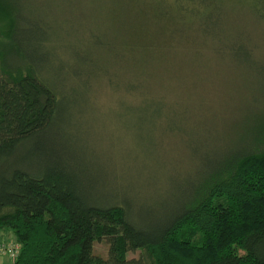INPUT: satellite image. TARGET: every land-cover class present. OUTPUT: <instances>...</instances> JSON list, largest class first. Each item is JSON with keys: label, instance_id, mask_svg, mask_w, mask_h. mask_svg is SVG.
<instances>
[{"label": "rangeland", "instance_id": "obj_1", "mask_svg": "<svg viewBox=\"0 0 264 264\" xmlns=\"http://www.w3.org/2000/svg\"><path fill=\"white\" fill-rule=\"evenodd\" d=\"M162 1L11 0L20 23L25 17L45 26L43 41L30 46L49 53L48 70L59 76L54 81L63 92L57 123L43 141L78 162L92 201L124 200L138 223L162 217L264 115V9L257 1L204 0L194 15L167 0L169 28L160 30L161 20L143 25L146 17L162 16ZM135 25L148 41L172 36L180 44L175 50L185 54L169 61L156 47L150 58ZM165 30L166 36L156 34ZM214 47L233 54L208 53ZM130 64L147 97L126 93ZM0 240L14 241L10 233ZM107 251L105 239L94 241L95 255ZM5 256L1 264H11Z\"/></svg>", "mask_w": 264, "mask_h": 264}, {"label": "trees", "instance_id": "obj_2", "mask_svg": "<svg viewBox=\"0 0 264 264\" xmlns=\"http://www.w3.org/2000/svg\"><path fill=\"white\" fill-rule=\"evenodd\" d=\"M166 1L162 16L146 17L143 25L161 20L160 30L169 28ZM174 1L183 13L195 15L204 7V0ZM256 1L264 9V0ZM5 9L8 17L0 19V237L10 233L19 245L11 264H264V115L232 152L211 160L210 170L192 180L169 211L138 223L124 200L92 201L78 162L43 141L63 102L55 83L59 76L48 70L49 53L36 54L38 47L30 46L43 41L45 26L25 17L20 23L11 0H0L4 16ZM141 27L135 25L137 43L151 50L150 58L156 47L169 53L164 56L169 61L178 51L185 54L175 50L180 44L166 30L156 33L165 40L148 41L145 32L140 36ZM233 50L214 47L208 53L230 57ZM93 70L99 75V68ZM127 73L126 93L147 97V89L139 91L133 79L137 67L128 65ZM32 158H37L33 166ZM101 239L108 244L106 257L93 253L94 241ZM134 251L139 254L128 258Z\"/></svg>", "mask_w": 264, "mask_h": 264}, {"label": "built area", "instance_id": "obj_3", "mask_svg": "<svg viewBox=\"0 0 264 264\" xmlns=\"http://www.w3.org/2000/svg\"><path fill=\"white\" fill-rule=\"evenodd\" d=\"M19 251V245L15 241L3 242L0 240V255H6L15 261Z\"/></svg>", "mask_w": 264, "mask_h": 264}, {"label": "crops", "instance_id": "obj_4", "mask_svg": "<svg viewBox=\"0 0 264 264\" xmlns=\"http://www.w3.org/2000/svg\"><path fill=\"white\" fill-rule=\"evenodd\" d=\"M5 257H7L8 258V256H5ZM2 262H0V264H1Z\"/></svg>", "mask_w": 264, "mask_h": 264}]
</instances>
